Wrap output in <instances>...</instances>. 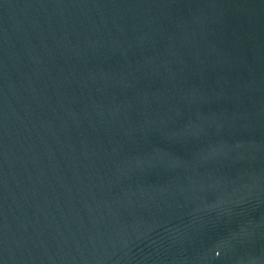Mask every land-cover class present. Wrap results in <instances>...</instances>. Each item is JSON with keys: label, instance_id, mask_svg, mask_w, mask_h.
I'll return each mask as SVG.
<instances>
[{"label": "water", "instance_id": "1", "mask_svg": "<svg viewBox=\"0 0 264 264\" xmlns=\"http://www.w3.org/2000/svg\"><path fill=\"white\" fill-rule=\"evenodd\" d=\"M0 264H264V0H0Z\"/></svg>", "mask_w": 264, "mask_h": 264}]
</instances>
